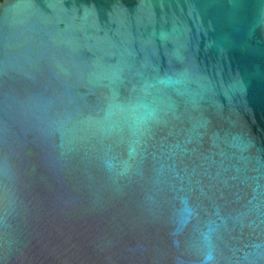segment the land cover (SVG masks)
Segmentation results:
<instances>
[{
  "label": "water",
  "instance_id": "obj_1",
  "mask_svg": "<svg viewBox=\"0 0 264 264\" xmlns=\"http://www.w3.org/2000/svg\"><path fill=\"white\" fill-rule=\"evenodd\" d=\"M0 264H264V0H2Z\"/></svg>",
  "mask_w": 264,
  "mask_h": 264
},
{
  "label": "trees",
  "instance_id": "obj_2",
  "mask_svg": "<svg viewBox=\"0 0 264 264\" xmlns=\"http://www.w3.org/2000/svg\"><path fill=\"white\" fill-rule=\"evenodd\" d=\"M2 0H0V2H1Z\"/></svg>",
  "mask_w": 264,
  "mask_h": 264
}]
</instances>
